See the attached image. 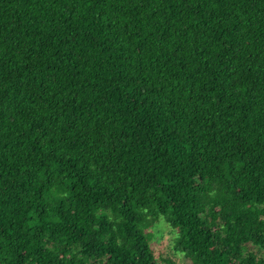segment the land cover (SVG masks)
<instances>
[{"label": "trees", "instance_id": "trees-1", "mask_svg": "<svg viewBox=\"0 0 264 264\" xmlns=\"http://www.w3.org/2000/svg\"><path fill=\"white\" fill-rule=\"evenodd\" d=\"M161 216L264 264V0H0V264H159Z\"/></svg>", "mask_w": 264, "mask_h": 264}, {"label": "rangeland", "instance_id": "rangeland-1", "mask_svg": "<svg viewBox=\"0 0 264 264\" xmlns=\"http://www.w3.org/2000/svg\"><path fill=\"white\" fill-rule=\"evenodd\" d=\"M147 230L152 235L151 244L159 264H166L167 258H172L176 264H193L190 258L174 250L173 244L177 230L163 216L159 217ZM251 248L264 257V249L254 245H251Z\"/></svg>", "mask_w": 264, "mask_h": 264}]
</instances>
